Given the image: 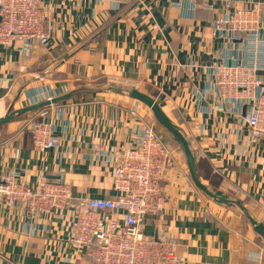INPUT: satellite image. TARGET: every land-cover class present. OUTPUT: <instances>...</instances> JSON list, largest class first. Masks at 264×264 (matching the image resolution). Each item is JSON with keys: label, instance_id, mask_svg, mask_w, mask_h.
Wrapping results in <instances>:
<instances>
[{"label": "crops", "instance_id": "crops-1", "mask_svg": "<svg viewBox=\"0 0 264 264\" xmlns=\"http://www.w3.org/2000/svg\"><path fill=\"white\" fill-rule=\"evenodd\" d=\"M44 3L54 29L51 43H36L27 57L17 45L0 48V75L8 79L0 87V117L46 94L78 92L52 109L42 107L0 125V176L14 170L31 184L41 176L62 177L77 196L113 197V170L122 149L131 144L137 124L155 120L126 88L106 87L110 97L96 91L100 81L128 84L154 97L199 152L196 170L210 189L241 201L264 223V139L253 141L230 113L213 109L209 94L214 78L205 65L212 64L213 55L223 63L245 59L238 43L223 49L225 42L214 34V21L224 12L221 0ZM32 119L56 123L57 147H35L26 127ZM155 124L178 163L164 182V213L145 220V234L170 237L190 264H264V241L243 210L197 188L183 149ZM98 143L108 154L92 160ZM0 264L89 262L72 245L69 210L61 217L39 215L21 203L11 207L0 201Z\"/></svg>", "mask_w": 264, "mask_h": 264}, {"label": "built area", "instance_id": "built-area-1", "mask_svg": "<svg viewBox=\"0 0 264 264\" xmlns=\"http://www.w3.org/2000/svg\"><path fill=\"white\" fill-rule=\"evenodd\" d=\"M195 3L196 0H191ZM45 0H0V48L13 47L23 57L30 56L34 45L47 46L54 37L48 26L50 7ZM224 12L214 21V34L224 41L223 49L238 43L245 59L231 63L205 65L214 81L210 87L213 109L230 113L240 129L253 141L264 139V3L259 0H221ZM208 4V8H213ZM8 79L0 75V87ZM62 91L46 94L39 101L52 100ZM204 96H208L206 93ZM55 104L47 107L54 108ZM63 109V108H62ZM48 114L45 108L43 118ZM27 129L35 147L46 151L58 146L54 121L32 119ZM177 147L178 144H177ZM194 152V151H193ZM108 151L95 144L92 160ZM195 158L199 156L194 153ZM174 148L157 133L155 120L134 127L131 144L122 149L113 170V197L77 196L73 187L60 177H39L34 183L21 179L14 170L0 176V201L8 206L23 204L31 213L63 216L70 211L71 242L89 264H190L177 252L170 237H149L143 223L159 217L167 196L164 182L177 165Z\"/></svg>", "mask_w": 264, "mask_h": 264}, {"label": "water", "instance_id": "water-1", "mask_svg": "<svg viewBox=\"0 0 264 264\" xmlns=\"http://www.w3.org/2000/svg\"><path fill=\"white\" fill-rule=\"evenodd\" d=\"M113 90H123L115 87H111ZM78 91H70L68 93H65L61 96L55 97L52 100H46L42 101L36 104L28 105L26 107H23L21 109L11 111L4 115L3 117H0V125L12 120L13 118L17 117L20 114L30 112L33 110L40 109L42 107L49 106L51 104H56L62 101H65L72 97L74 94H76ZM127 93L130 97L144 103L147 105L151 111L153 112V115L155 119L159 122L160 125L163 126L174 138V140L178 143V145L183 149L187 166H188V172L189 175L193 181V183L196 185L197 188H199L201 191H203L208 196L216 199L221 204H235L238 207H240L243 212L245 213L248 220L252 223L254 231L263 239L264 241V223L261 221H257L248 211V209L244 206V204L239 201L230 198L228 195L224 194L221 191H213L210 189V187L200 178V176L197 173L196 170V158L194 155V152L190 146V143L184 133L175 125V123L171 120V118L166 114V112L163 110L160 103L152 97L150 94L145 93L143 91H140L139 89L133 88L130 90H127Z\"/></svg>", "mask_w": 264, "mask_h": 264}, {"label": "rangeland", "instance_id": "rangeland-1", "mask_svg": "<svg viewBox=\"0 0 264 264\" xmlns=\"http://www.w3.org/2000/svg\"><path fill=\"white\" fill-rule=\"evenodd\" d=\"M108 86H115V87H122V88H126V90H129L131 87H129L128 84H122V83H114V82H108V81H100L99 84L96 86L98 89L96 91H100L104 94V96L106 97H110L112 96L111 92H107L105 90L106 87ZM155 118V117H154ZM156 120V119H155ZM226 207H229L228 205H225ZM233 207H235V209H240L238 206H236L235 204L232 205ZM241 210V209H240ZM242 213V212H241ZM243 219L246 220L245 216L242 214Z\"/></svg>", "mask_w": 264, "mask_h": 264}, {"label": "trees", "instance_id": "trees-1", "mask_svg": "<svg viewBox=\"0 0 264 264\" xmlns=\"http://www.w3.org/2000/svg\"><path fill=\"white\" fill-rule=\"evenodd\" d=\"M156 123H157V125H158V127H162L163 128V126L162 125H160L159 124V122L156 120ZM170 136H172L165 128H163Z\"/></svg>", "mask_w": 264, "mask_h": 264}]
</instances>
